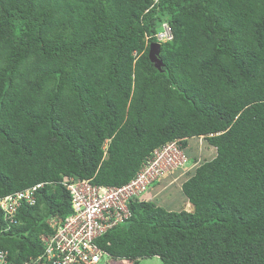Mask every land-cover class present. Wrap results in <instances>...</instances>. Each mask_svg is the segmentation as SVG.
Masks as SVG:
<instances>
[{
  "label": "trees",
  "instance_id": "16d2710c",
  "mask_svg": "<svg viewBox=\"0 0 264 264\" xmlns=\"http://www.w3.org/2000/svg\"><path fill=\"white\" fill-rule=\"evenodd\" d=\"M199 138L216 156L182 185L192 210L131 200L97 240L112 261L264 264V0H0V197L45 184L8 230L0 210L11 260L72 213L66 177L120 187Z\"/></svg>",
  "mask_w": 264,
  "mask_h": 264
},
{
  "label": "built area",
  "instance_id": "2783aa9c",
  "mask_svg": "<svg viewBox=\"0 0 264 264\" xmlns=\"http://www.w3.org/2000/svg\"><path fill=\"white\" fill-rule=\"evenodd\" d=\"M166 27L167 33L157 35L160 41L172 39ZM188 162L180 141L176 140L156 149L137 176L123 186H104L94 184L92 179L66 177L62 183L70 193L72 213L48 219L51 233L42 239L44 253L17 263L10 259L8 251H0V264H113V256L101 248L97 240L131 218V200L145 198L155 183H163ZM44 186L40 184L0 197L7 230L18 223L17 213L23 205L36 204V192Z\"/></svg>",
  "mask_w": 264,
  "mask_h": 264
},
{
  "label": "rangeland",
  "instance_id": "374dc122",
  "mask_svg": "<svg viewBox=\"0 0 264 264\" xmlns=\"http://www.w3.org/2000/svg\"><path fill=\"white\" fill-rule=\"evenodd\" d=\"M164 31H166V33L168 32L166 25L163 26L162 32ZM186 155L189 157L188 169H191V167L197 163L200 165L204 161H209L215 158L216 149L210 146L204 138L191 139L188 148L186 149ZM188 169H177L175 171V179L170 180L166 178L163 183L152 186L145 198L154 201L168 211L178 212L181 210H187V200L182 192V184L192 174V170ZM114 264H127V262L115 261ZM140 264H163V262L159 257H151L140 260Z\"/></svg>",
  "mask_w": 264,
  "mask_h": 264
},
{
  "label": "water",
  "instance_id": "95a60500",
  "mask_svg": "<svg viewBox=\"0 0 264 264\" xmlns=\"http://www.w3.org/2000/svg\"><path fill=\"white\" fill-rule=\"evenodd\" d=\"M160 47L161 45L159 43H154L151 45L149 52V57L152 63H154L158 69H161V67L163 66L162 60L159 59Z\"/></svg>",
  "mask_w": 264,
  "mask_h": 264
},
{
  "label": "clouds",
  "instance_id": "9594fccd",
  "mask_svg": "<svg viewBox=\"0 0 264 264\" xmlns=\"http://www.w3.org/2000/svg\"><path fill=\"white\" fill-rule=\"evenodd\" d=\"M166 26H168V25H166ZM170 29V28H169ZM197 163V162H196ZM199 164L197 163V164H195V165H193V167H191V169H188V170H193L194 168H196L197 166H198ZM180 171V170H179ZM172 176V175H171ZM173 179H175V172H174V175H173ZM184 183V182H183ZM159 184V183H158ZM161 184V183H160ZM183 185V184H182ZM144 199H148V198H144ZM188 204V205H187ZM186 204V208H187V211H190V210H192V205L189 203V201H188V203ZM114 264V263H113Z\"/></svg>",
  "mask_w": 264,
  "mask_h": 264
},
{
  "label": "crops",
  "instance_id": "0c3cea01",
  "mask_svg": "<svg viewBox=\"0 0 264 264\" xmlns=\"http://www.w3.org/2000/svg\"><path fill=\"white\" fill-rule=\"evenodd\" d=\"M171 175H172V176H171ZM171 175H170L167 179L173 180V178H174V177H173L174 173H172ZM165 180H166V179H165ZM165 180H164V181H165ZM164 181H163V182H164ZM149 196H150V194H149ZM185 198H186V197H185ZM186 200H187V199H186ZM187 203H188V200L186 201V204H187ZM187 205H188V204H187Z\"/></svg>",
  "mask_w": 264,
  "mask_h": 264
}]
</instances>
